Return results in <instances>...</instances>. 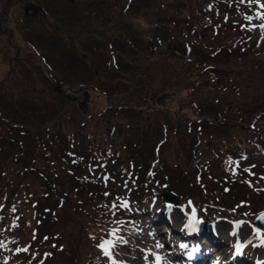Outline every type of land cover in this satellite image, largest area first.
Here are the masks:
<instances>
[{
	"label": "rangeland",
	"instance_id": "1",
	"mask_svg": "<svg viewBox=\"0 0 264 264\" xmlns=\"http://www.w3.org/2000/svg\"><path fill=\"white\" fill-rule=\"evenodd\" d=\"M65 1H70L71 3H62L68 5L66 7L65 5L55 2L54 6L56 8L51 10L54 12V14H51L59 15L56 21L58 19L61 20V17L66 18V15H71L79 19L76 16L79 14L83 21L80 23L78 21V24H75L77 25L76 27L70 26L69 24L68 26H66V24L56 25L54 17L50 16L49 13H47L49 15L48 17L41 16L38 18H29L25 14L26 6L28 7V12L35 10L31 4L38 7L37 4L39 3L37 0H12L10 5L6 8V0H0L1 25L9 29V32L6 31L5 33H0V114L4 115L5 118L9 117L6 115V113H9V108L3 107L5 105L7 107L11 105L15 106L16 104L20 105L19 99L15 98L18 95L28 92L30 88V85L28 84L29 80H33L34 82L38 79L41 80L40 72H43L44 77L49 74L47 72H50L56 78H59L56 72L59 67L64 71V75H72L76 73V76L78 77L75 80L68 81L66 79L67 82H64L63 84H68L71 87V90H78L85 82L94 83L95 77L89 76L87 79L81 78L79 72L81 75H84L85 71L88 73L91 67L92 71L96 70V65L93 64L97 62L98 59L96 60V58L98 56L102 57L104 54L105 67L104 65H98L96 76H106L105 69L113 67L114 70L110 73L108 78L111 77L114 78V80L121 79L120 83L124 84L125 81L129 83V87L124 89L126 84L118 85V90L116 91L118 93L117 99L106 98L96 88L95 92L90 97V104H92L90 109L96 112L100 111V109L105 110L106 107H111L112 110L115 108V104H119L117 107L122 106L124 108V111H120L124 116V122H118L115 120L110 121V125H116L117 131L112 135L105 136L107 141L104 143V146L110 145L108 144L110 142L114 149L117 151L120 150V153L124 155L126 159V162H124L126 167H128V160L130 157V154L127 152L137 153L136 159L133 158L137 168L147 165L149 159L146 161V158L147 156L151 157L154 143L164 136L161 123L166 124L168 122L172 128L168 130L169 135H166L168 136V139L160 146L157 167L161 168V165H165L166 168L164 169L172 174L168 175L166 179L170 182L169 187H172V185L179 187L182 183L180 176L190 180L188 175L191 174L180 175V162L177 169L170 167V164H173V162L178 160L179 156H181L183 143L186 145L187 140L191 143L196 141V137L191 132L192 129L199 130L200 128L208 127L205 118L197 117L198 114L206 109L211 111L216 109L217 111L223 110L226 114L240 117L238 118L240 122L233 124L230 128L233 134L232 137L247 138L249 136L257 135L259 140H263L259 133L264 129V108H262L264 107V80L258 79L259 76H261L259 73L251 74L250 72L253 70L252 68H249V75H244L247 86L241 87L240 93H237V88L232 86L230 79L224 82L227 86L221 90L223 94H221L218 99L215 97L210 98V100H214L212 102L215 107L211 106L206 98H199L195 107L191 105L192 107L189 106V108H181L178 110V108L175 109L176 98L170 97V94L160 102V105H156L154 100L156 95L161 92L162 86L158 82L146 78L144 74H152L155 72L163 74L160 63L153 60L152 57H148L149 64L145 67L142 64L141 54L137 53L135 51L136 49L133 48V46L136 45L131 46L127 40L123 42L126 32L131 30L137 35L149 33L148 27H146L145 30L142 28V22H145L147 18L144 19L141 16H134L132 12H129V14L126 12L124 13V9H132L133 7L138 6L142 7L143 5L137 4V0H113L110 1V6L104 5L101 9L108 10V12L104 11V13L108 14L105 19L97 16L94 20H90L91 9L95 12H99L94 8L95 4H104L106 0H100L99 2H95V0ZM246 6L247 5L244 3L243 7ZM121 7H123V10ZM248 12L238 14L235 21L246 22L248 20V15L251 12L250 9ZM261 16H264V9L257 11V14L253 16L252 20L255 22L259 21V26L257 27L258 29H255L253 34L249 33V36L252 37L254 41L255 39L258 41L257 44L255 46L254 42H251L248 45L245 44L246 47H251L253 45V48L257 51L255 54H247L243 58V62H249L257 57H262V59H264V19L261 21ZM134 22L135 24H133ZM46 24H50L51 26L44 28ZM233 32L234 29H226L225 33L220 36H214V34L211 36L207 31L205 35L214 40L216 44L225 43L223 46L231 45L232 49H237L239 52H243V50L239 48L240 44L234 46V42L229 41L228 38L235 35ZM212 37H214V39ZM116 38L120 39L121 42L118 39L115 42L114 39ZM41 40L44 44L39 42ZM110 43L116 44L118 47L122 44L124 48V62L117 68H115V64L109 62L111 54ZM38 44H41V46L46 49L48 47L55 49L58 45L60 47V44H63L64 48L59 50L60 58L56 61V68H52L48 71L43 64H39V60L34 59V54H32L34 52L31 51L37 49ZM53 44L58 45L54 46ZM151 44H154V41H152ZM15 46H20V53L18 54L17 62L14 64L15 69L11 70L7 67V61L16 55L17 49ZM32 46H34L35 49L32 48ZM101 47H104V49L97 51V48ZM143 47H146L148 50L146 43H144ZM111 48V50H117L113 49V47ZM152 51L155 52L157 49ZM127 52L132 54L129 56ZM148 52H151V50ZM114 53L117 57V61L122 59L118 52ZM29 56L33 60H29ZM106 57H108V59H106ZM71 59L80 61L81 71H79V69H76L77 72L75 71ZM32 61H35L36 64ZM185 62L190 66L195 64L189 59H185ZM37 63L39 65H37ZM180 66L183 67V63H181ZM233 66L236 68L237 61H234ZM262 67V64L259 65L257 70H260ZM197 70L199 74L196 77H202L205 78L204 80L209 81H202L201 85L203 84L202 86H204V90L211 95L213 93V88H218L220 85L216 81H212L213 74L207 65H197ZM218 71L220 73H226V70L222 68H218ZM192 80L199 82L196 78H192ZM36 88L38 91L41 90L39 84L38 86L36 85ZM184 88L190 89L188 86H184ZM143 92H147L149 98L146 102L149 107L146 110V114L150 117H146V115L142 114L138 105L142 103L140 101V95L143 94ZM184 93L187 94L186 91H184ZM48 95L53 96L51 92H49ZM224 104L227 106V109L222 108ZM28 106L31 109L36 107L30 105V102ZM132 106H136L135 109L131 108ZM27 108L28 107H22V111L27 110ZM166 110H171V112L168 111L165 118L159 116L161 113L164 115ZM32 112H34V110H30L29 113ZM12 116L13 117H10L8 120H5L0 116V126H2V128H0V131L2 132L0 146L4 149L1 157L8 154L7 150L9 147L14 150L13 146H9L11 139L10 134H13V132H11L12 130L16 134H20L23 129L24 133L20 135H31L32 133L31 129L24 127L28 124L26 122L23 126L12 124V119H15L16 122L21 120L20 114ZM154 117H156V120H154ZM161 117L163 118V122L160 123V120H162ZM149 123L150 128L153 126L156 127L155 139L153 142L151 139L146 138V134L144 136L143 132L140 131L141 134L137 133L140 124L146 126V124L148 125ZM29 124L36 125L37 122L31 120ZM46 126L48 127V125ZM8 127H10V130H6ZM37 127L38 131L35 132L34 130L36 133V137L34 138L36 146L38 144L43 146V150L40 149L41 153H35L38 157V163L35 167L39 169V171H31L29 165L33 162L32 158L28 160L26 165L28 168H18L17 172L13 170L5 171L3 167L4 163L9 162L0 159V162L3 163V165L0 164V178L5 177V181L8 182L7 186L2 188L5 191L2 196L6 198V202L1 204V208H6V213L11 217L12 221L7 229L6 224L3 223L1 225L2 229L0 230H4L6 242L10 247L7 250L3 249L2 245L5 239L2 236V232H0V264H20L19 261H15L21 252H23V256L25 257L24 261H28L29 264H79L89 258L91 252L96 247L97 251L107 253L109 259H112L114 255L112 247H109L107 243L103 242L102 238L101 244L94 248V244L91 243V240L88 238L85 231L77 228L76 225H80L82 222L78 221L77 214L73 212L74 204L81 199L85 202L94 203L98 201L99 198L103 200L105 192H101V189H97V180L89 181L90 184L81 189L76 187V191L75 189L73 191L69 189L66 183L71 178L65 177L64 168L57 162L58 160L55 157L54 148L49 147L45 149V137L50 131L46 128L40 131V127L38 125ZM15 128L19 129L14 130ZM111 132L112 127H110V134ZM105 133H107V130H105ZM136 133L138 134V136H136L137 140H135L134 136ZM125 142H127L128 147L134 143H138V145L134 150L129 147L128 151H125L126 148H124L123 145ZM82 144L83 147H96L97 145L93 143L92 145H88L87 142H83ZM15 147L17 150L18 148L16 145ZM190 147L194 146L191 145ZM261 153L262 156L260 162H257V155L246 157V159L252 160L248 161V167L243 172V177L246 180L245 184L248 187L253 180L261 181V184L255 188V193H249L248 188L239 182H226L230 185V190L228 192H222V199H224L223 204L232 207L227 208V211L232 214L230 219L235 224H251V219L255 215L256 209L261 205H264V179L261 178L262 175H264V151L259 152L260 155ZM153 156H155L154 153L152 154V157ZM201 176L206 177L205 174ZM224 183L225 182L222 184ZM110 185L112 188H115L116 186L115 183ZM132 186L133 184L130 183L127 188H131ZM89 187H92L93 190L87 192ZM52 188H54L53 192L60 195V198H55L56 196L52 195ZM94 189L97 190L94 191ZM65 190L74 192L72 194L73 202ZM178 190L185 196L190 195L189 197L195 202V209L204 216V219L217 218L223 221L227 227L232 224L227 218H225L227 215L223 211L213 209L206 202L201 203L199 201L202 200V196L198 195L195 186L187 185L185 188L179 187ZM123 197L131 198L126 194H124ZM237 197L239 199L249 200L250 205H244L241 209H236L231 206L233 203L237 202ZM130 202L131 201L128 203ZM45 205H47V209L42 210ZM158 205L165 211L166 216L164 201L158 200ZM32 209H34V211H32ZM35 211H38L41 214H37ZM154 213L149 212L148 214L153 216ZM91 221L89 224H91ZM202 222L203 221L199 220V223L202 224ZM186 223L187 221L185 224ZM142 224L144 227L140 234V241L132 247L134 251L133 259H135L136 263H127L123 261L121 264H169L170 257L167 254L164 239L167 236L175 235L173 233L177 229L174 228V223L165 228L166 230L170 229V232L163 233L162 229L155 225L156 222L152 218H143ZM146 226L149 228L147 229ZM158 232L159 234L157 235ZM254 234L255 236H248L246 244L242 241L244 248L240 255L243 257L248 256V260H244V263L248 262L247 264H252L251 258L255 255L256 263L264 264V233L262 234L260 231L256 230V233ZM257 238H259L260 242ZM8 241H12L13 245ZM127 249L130 250V247H127ZM231 249H233V245H231V243H226V246L220 247L218 251L215 250L217 252H214V250H208L212 253V257H220L222 260L227 261L230 256L233 257L235 262H238L239 260L237 261V257L240 255L233 254Z\"/></svg>",
	"mask_w": 264,
	"mask_h": 264
},
{
	"label": "trees",
	"instance_id": "2",
	"mask_svg": "<svg viewBox=\"0 0 264 264\" xmlns=\"http://www.w3.org/2000/svg\"><path fill=\"white\" fill-rule=\"evenodd\" d=\"M35 1V0H34ZM39 5L43 8L40 13L43 15L44 13L46 16L49 13L50 15L54 14L53 11L56 7L54 6L55 2L62 4L65 0H37ZM63 1V2H62ZM100 0H95V2H99ZM110 1L113 0H106L104 4H95L94 8L97 9L99 12H95L94 10L91 9V15H90V20L95 19L97 16L99 18H104L108 15L104 13V11L108 12V10H101L104 5H108ZM128 1V0H124ZM137 4H142L143 6H138V7H133L132 9H124V13L132 12L134 16H141L144 19L147 18L145 22H142L143 25H150L149 27V33L144 36V41L149 43L151 39H153L156 35L160 37L161 40L164 41V46L163 50H157V51H152L153 48L150 47L147 48L143 47L144 43L143 42H136L132 43V36L128 34V36L124 35V41L126 40L130 43L131 46L136 45L138 48L133 46L135 51L137 53H140L142 56V64L147 67L149 64V58L152 57L153 60L158 61L162 67V72L163 74H159L158 72L155 73H145L144 76L148 79L154 80L158 82L162 86V92H171L175 95H181L184 93V91L188 92L186 94V102L189 104L191 101L194 102L195 106L197 104L196 98H206L208 99V102L211 106H214L213 102L210 100V98L215 97L219 98L222 93L221 90H223L227 85L226 83H223V79L219 78H213L212 81H216L220 87H215L213 88V93L209 95L207 91H205L203 88L204 86L201 85L202 81L209 82L207 80H204L205 78L202 77H196L198 76V70H197V65L201 64H212L211 61H221L220 63L225 64L227 68V75L228 79L231 80L232 86L237 89V93H240V88L243 86H247L244 75H249V68H252L253 70L250 72L251 74L253 73H259L261 76H259L258 79L264 80V59L262 57H257L252 59L249 62H243V58L248 54H255L257 50L253 48H249L246 51H243L244 53L241 54L237 53V57H240L239 62H238V68L237 72L235 74L234 70L231 68V65L229 64V56H234L235 58V53L230 50L225 53H221L220 51H215V48L218 47L216 46L214 40L211 38L204 39L201 42H199L197 37H201L206 31H208L207 27V21L205 19L202 20L201 14L203 12V9L205 7H214V6H221L222 2L220 0H137ZM36 3V2H33ZM69 3H71L69 1ZM151 4V5H149ZM257 7L260 6V1H256ZM66 7L68 5H65ZM125 6V5H124ZM123 10V7H121ZM52 13V14H51ZM200 13V18H197V14ZM76 15V14H74ZM59 15H54V21L58 18ZM63 16V15H62ZM79 19L71 16V15H66V18L61 17V20L56 21V25H64L68 26H77L75 24H78L81 21H83L82 18H80V15H76ZM86 20V19H85ZM64 21V22H63ZM125 24V23H124ZM135 24V22L133 23ZM137 24V23H136ZM197 26L198 28H196ZM190 33H196L195 40L196 45L193 47L194 51V65L190 66L189 64H186L185 59L188 58H180L182 55L178 56L179 49H177L176 55L174 56L173 51L175 49V45L181 40L182 36L184 34H190ZM208 33L212 36L213 30H209ZM121 36V35H119ZM214 39V37H212ZM111 39V38H109ZM118 38L114 39L116 42ZM120 41V39H118ZM190 41L191 38H190ZM121 42V41H120ZM122 42V43H123ZM169 42H172L173 45H169ZM38 43V42H37ZM111 44V43H110ZM54 46L58 44H53ZM65 45V44H64ZM42 46L41 44H38V49H40ZM48 47V46H47ZM111 47L114 50V52H118L122 59L118 60L117 63H115V68H117L120 64L124 62V48H118L116 44H111ZM64 46L63 44H60L54 49V48H43L41 57L45 59L46 61L43 63V65H47V67L51 70L52 68H56L54 64L56 61L59 60L60 58V49H63ZM252 49V50H251ZM254 49V50H253ZM37 50L35 53H37ZM101 48H98L97 51H100ZM151 50V52H148ZM155 50V49H154ZM251 50V52H250ZM260 51V50H259ZM41 53V51L39 50ZM180 52V51H179ZM128 55L130 56L132 53L127 52ZM134 54V53H133ZM38 56V55H37ZM175 57L173 59V57ZM264 56V52H263ZM40 57V56H39ZM223 57V59H222ZM58 58V59H57ZM98 59V60H97ZM108 59V57H106ZM40 60V58H39ZM97 62L95 63L96 65V70L99 62V66L105 67V59H104V54L103 56H98L96 58ZM16 59L13 57L10 58L7 61V67L8 68H13V62H15ZM183 63V67L180 66V64ZM39 64H41L39 62ZM37 63V65H39ZM263 65V67L260 70H257L259 65ZM222 67L223 65H219ZM254 66V67H253ZM107 68V66H106ZM195 69V70H194ZM96 70L95 71H85L84 75H81L79 72V76L81 78H88L94 77V81L98 85L96 87V84L92 82H85L78 90L75 92H82L84 90H87L88 88H91L93 90V93L95 92V89L99 90L106 98H113L117 99L118 93L116 92L118 90V85H125L124 89L129 87V83L124 81L123 83H120L121 79L114 80V78H108L110 73L114 70V68H109L105 69L106 76H103L102 79L99 80V78L96 76ZM194 70V71H193ZM59 71V70H57ZM81 71V69H80ZM74 72V71H73ZM41 73V72H40ZM59 77L64 78L65 80L67 79L68 81L75 80L78 76L74 75H60L57 73ZM195 75V76H194ZM192 78L198 79L199 82H196L192 80ZM61 79V78H57ZM222 80V81H221ZM225 82V81H224ZM47 87H49L50 90L53 89V82L52 81H46ZM184 86H188L190 89L184 88ZM30 92H34L29 90ZM225 91V90H224ZM19 99L20 105L16 104L15 106H9L7 107L6 105L3 108H9L8 112L6 115H8V118H5L4 115L0 116L4 118L5 120H8L10 117H13L12 115H21V120L20 121H14L13 123L16 125H25L24 123H28L25 125V128L31 129L32 133L31 135H20L24 133V130L22 129L21 133L16 134L13 130V134L10 135V143L9 146H13L14 150L9 147L8 154H5L3 157L4 149L2 146H0V159H4V161H7L9 163H4V170L9 171L13 170L17 172L18 168H28L26 167L28 160L33 159V162L29 165L30 169L32 172H37V168L35 167L38 163V157L37 154L35 153H41L40 149L43 150L42 145H37L36 146V131H38L37 125L40 127V131L42 129H47L50 132L48 135L45 137V149L52 147L54 148V153L55 157L58 160L57 162L60 163L62 166L65 163H69V159L66 157V154L64 153V150H70L73 148H76L77 150L80 151L82 154V151L87 152L92 146H82L83 142H87L88 145L97 144L96 146H101L100 141H94L95 138L107 135L110 132V127H112V132L110 135L116 133L117 128L115 124L110 125L111 120H115L118 122L124 121V116L121 114L120 111H124V108L122 106L117 107L119 104H115V108L111 110V107H106L105 110L100 109V111H92L90 108L92 107V104L90 105V108H80L78 107L76 102H72L69 100L66 96L62 95L61 93L58 92H53V96L48 97L46 100L43 101V103L39 107V98L38 96L36 97H31L28 96L26 93L22 95H18L15 99ZM149 100L147 96V92H143V94L140 95V101L142 102L141 104H138L142 114L148 116L147 109L149 108L146 104V102ZM29 102H31L30 105H33L34 103L38 102L36 105L37 110L35 112L29 113L30 110H32L28 105ZM182 103V102H181ZM157 105V104H156ZM22 107H28L27 110L22 111ZM136 106H132L131 108L135 109ZM215 107V106H214ZM223 109H227V106L224 104L222 107ZM221 108V109H222ZM264 108V107H262ZM1 110V109H0ZM118 115H113L114 113L118 112ZM171 112V110H166L165 114L161 113L159 116H162L165 118V115L167 113ZM215 114L218 112L220 113V119L216 124L211 123V128L208 129L207 132L201 133L202 136L201 138L198 137V141L196 139L195 142H197V145H201L202 148H204V152L206 153V150H209L212 148V146H215L216 143H220L221 146H226V143L237 141V144L239 143H246L249 144V141L247 139L243 138H236L232 137V131L230 128L233 126V124H236L240 122L238 118L240 117H235L231 116L229 114H226L225 111L220 110H212ZM113 113V114H112ZM161 117V118H162ZM132 118V117H130ZM156 120V117H154ZM37 122L36 125H31L29 124L30 121ZM163 122L160 120V123ZM163 125V123H161ZM48 125V127L46 126ZM110 125V126H109ZM166 130L163 128V133L164 135H169V128L170 124L167 122L166 124ZM140 128L138 129L137 133L141 134V132L144 133V136L146 134V138L151 139L152 142L155 139V129L156 127L150 128V123L146 126H143L142 124L139 125ZM42 127V128H41ZM2 128V126H0ZM108 128V129H107ZM19 128H15L14 130H17ZM6 130H10V127L6 128ZM35 130V132H34ZM105 130H107V133H105ZM124 131V130H122ZM141 131V132H140ZM2 132L0 131V137H2ZM136 133L135 135V140L136 136L138 134ZM260 137L264 141V129L259 133ZM6 136V135H5ZM196 137V136H195ZM232 137V138H231ZM214 138L216 140H214ZM164 137L159 138L155 143L153 147V151L151 152L154 153V148L155 147H160L162 142H163ZM168 139V138H167ZM20 141V144H19ZM151 142V143H152ZM194 143H191L189 140L186 141V147L188 146H193L195 145ZM17 146V150L16 147ZM138 143H134V146L132 147L133 150L136 148ZM239 146V145H238ZM22 147V148H21ZM108 147V146H105ZM130 147V146H129ZM128 145L124 143V148H126L125 151H128ZM256 147L258 148H263L264 144L261 142H258ZM94 148V147H92ZM100 148V147H99ZM98 149V148H96ZM95 149V150H96ZM212 150V149H211ZM34 153V154H33ZM117 159V169L116 173L118 175H124V155H122L119 151H116ZM130 154V160L133 161V158L136 159L137 153L134 152H127ZM155 155V154H154ZM149 157L147 156L146 159ZM134 162V161H133ZM11 163V164H10ZM150 162V166H151ZM1 165L3 163L0 162ZM162 169V167H161ZM65 170V169H64ZM65 175H69L71 179H69L66 183L68 185V188L71 189L72 191L74 190L75 187L78 185V181L74 180L73 177L70 175L69 172H65ZM160 174V169H158L156 175L159 176ZM156 175H148L146 179L148 180H153L155 179ZM163 175V172L161 173V176ZM147 176V175H146ZM68 177V176H65ZM8 182L5 181V177L0 178V205L5 201V197L2 196L4 194V190L2 189L3 187L7 186ZM52 188V195H55V198H60V195L56 192H53ZM65 190V192L69 195L71 198L72 202L74 201L72 198V194L74 192ZM76 191V189H75ZM88 192V191H87ZM86 193V192H85ZM221 193L219 192L217 197H220ZM89 197V196H88ZM58 201V200H57ZM98 203V204H97ZM44 207H47L45 205ZM74 210L73 212L77 214L78 216V221L82 222L80 225H76L78 229L84 230L86 235L88 236L89 239L96 240L101 238L104 235L110 236L112 238L113 242L112 245H114L119 252L124 256V252L126 251L124 249V238L125 242L128 240V230L130 229V225L127 223L128 221V216H127V211L128 209L124 207V203L121 202L118 199V196L116 197L114 193L110 194L109 196L98 199V201L94 203L90 202H85L83 199H81L79 202L74 204L73 206ZM260 208V207H259ZM261 210V208L259 209ZM34 211V209H32ZM37 214H41L38 211H35ZM92 221H91V220ZM91 221V224H89ZM11 217L6 213L5 210H0V229H2V224H6V229L8 225L11 223ZM111 231L114 233L111 234ZM2 232V236L6 240V236L4 235V230H0ZM10 244L13 245L12 241H8ZM8 243L5 242V245ZM90 256L89 258H91ZM89 258H87L89 260ZM94 264H107L106 263V257L103 258L100 255H95L94 256ZM87 264V263H86Z\"/></svg>",
	"mask_w": 264,
	"mask_h": 264
},
{
	"label": "bare ground",
	"instance_id": "3",
	"mask_svg": "<svg viewBox=\"0 0 264 264\" xmlns=\"http://www.w3.org/2000/svg\"><path fill=\"white\" fill-rule=\"evenodd\" d=\"M223 231H225L226 232V230H223ZM231 233H232V235H231V237H240L241 236V238L243 239V241L245 242V244H246V241H247V236H249V235H253V233H252V231L250 230V229H246V234H244V233H242V232H239L238 231V228L237 227H234L232 230H231Z\"/></svg>",
	"mask_w": 264,
	"mask_h": 264
},
{
	"label": "flooded vegetation",
	"instance_id": "4",
	"mask_svg": "<svg viewBox=\"0 0 264 264\" xmlns=\"http://www.w3.org/2000/svg\"><path fill=\"white\" fill-rule=\"evenodd\" d=\"M11 1L12 0H6V6H5V8L6 7H8L9 5H10V3H11ZM38 8V7H37ZM38 10H33L31 13H36ZM6 31H8L9 32V29L7 28V27H3L2 25H1V21H0V33H5ZM19 51H20V49L17 47V52L19 53ZM17 57V56H16ZM40 59H41V57H39Z\"/></svg>",
	"mask_w": 264,
	"mask_h": 264
},
{
	"label": "water",
	"instance_id": "5",
	"mask_svg": "<svg viewBox=\"0 0 264 264\" xmlns=\"http://www.w3.org/2000/svg\"><path fill=\"white\" fill-rule=\"evenodd\" d=\"M259 218H261L262 220H264V211L263 212H261L260 214H259V216H258ZM257 217V218H258ZM256 221V220H255Z\"/></svg>",
	"mask_w": 264,
	"mask_h": 264
}]
</instances>
